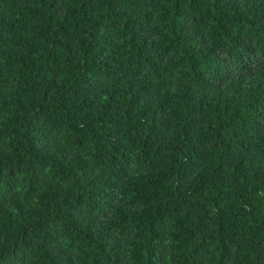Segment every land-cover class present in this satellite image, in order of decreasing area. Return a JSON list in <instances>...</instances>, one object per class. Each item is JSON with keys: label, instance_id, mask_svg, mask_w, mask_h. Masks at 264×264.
Masks as SVG:
<instances>
[{"label": "trees", "instance_id": "obj_1", "mask_svg": "<svg viewBox=\"0 0 264 264\" xmlns=\"http://www.w3.org/2000/svg\"><path fill=\"white\" fill-rule=\"evenodd\" d=\"M0 264H264V0H0Z\"/></svg>", "mask_w": 264, "mask_h": 264}]
</instances>
